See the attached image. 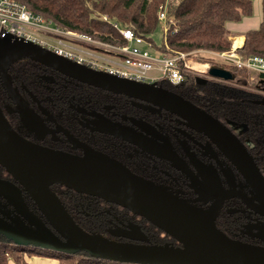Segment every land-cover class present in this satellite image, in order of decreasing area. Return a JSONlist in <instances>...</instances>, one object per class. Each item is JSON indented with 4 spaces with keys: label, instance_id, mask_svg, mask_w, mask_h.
<instances>
[{
    "label": "flooded vegetation",
    "instance_id": "flooded-vegetation-1",
    "mask_svg": "<svg viewBox=\"0 0 264 264\" xmlns=\"http://www.w3.org/2000/svg\"><path fill=\"white\" fill-rule=\"evenodd\" d=\"M7 79L5 85L0 75V110L22 139L72 155L82 156L85 149L106 155L133 175L165 188L197 208L208 209L225 195L215 220L217 229L233 239L264 244L257 238L264 217L254 210L255 194L244 175L214 140L194 129L186 119L152 102L95 88L28 59L11 65ZM185 83L176 87H169L164 81L144 84L181 97L216 119L243 146L264 180V88L252 92L232 78L222 82L203 80V84L212 83L218 92L232 93L228 104L243 103L253 110L249 128L234 119L220 121L209 107L189 101L178 89ZM252 84L250 81L249 87ZM0 180L18 188L29 211L44 221L32 200L1 166ZM50 190L82 229L134 243L140 242L125 237H136L140 231L151 244H174L125 208L59 184L51 185Z\"/></svg>",
    "mask_w": 264,
    "mask_h": 264
},
{
    "label": "water",
    "instance_id": "water-1",
    "mask_svg": "<svg viewBox=\"0 0 264 264\" xmlns=\"http://www.w3.org/2000/svg\"><path fill=\"white\" fill-rule=\"evenodd\" d=\"M25 59L95 88L152 102L186 119L194 129L214 140L244 175L255 194L254 210L264 217V180L243 146L216 119L158 87L91 70L32 43L10 38L0 39V75L5 85L8 68ZM209 74L223 80L232 78L228 71L217 68H212ZM197 83L203 84V80ZM0 166L44 217V221L35 217L20 190L11 182L0 180V208L5 210L0 209V236L15 246L65 255L85 253L94 260L120 264H264V244L233 239L217 229L215 220L227 196L220 197L208 209L197 208L165 188L133 175L106 155L85 149L78 156L29 143L12 130L1 110ZM53 184L125 208L177 246L151 244L137 230L138 236L125 238L140 243L88 233L73 221L50 190ZM258 230L257 238L264 243V226Z\"/></svg>",
    "mask_w": 264,
    "mask_h": 264
},
{
    "label": "trees",
    "instance_id": "trees-1",
    "mask_svg": "<svg viewBox=\"0 0 264 264\" xmlns=\"http://www.w3.org/2000/svg\"><path fill=\"white\" fill-rule=\"evenodd\" d=\"M30 11L50 20L54 25L88 34L97 39L111 42L112 29L100 17L132 30L137 36L151 42L158 28L159 8L166 7V15L172 20L161 46L160 52L190 53L197 49L224 52L230 49V38L235 34L226 27L227 23H237L249 17L253 11L251 0H14ZM111 35V36H110ZM243 44L238 52L244 57L264 58V0H261V21L258 28L242 34ZM191 57V56H190ZM232 80L240 86H249L250 78L264 79V74H252L244 69H233ZM252 74V75H251ZM166 85L176 87L168 81ZM182 95L198 106H207L220 121L234 119L250 126L253 110L247 105H236L226 91L218 92L212 83L196 84L189 79L178 88ZM238 92H241L238 90ZM229 96V97H228ZM242 99H239L241 102ZM247 126V127H248ZM247 130L250 131V129ZM84 231L90 232L87 229ZM159 233H162L158 230ZM169 239V238H168ZM161 240V239H159ZM171 241H173L170 238ZM174 242V241H173ZM164 244L162 241L155 243ZM174 245L177 244L174 242ZM55 258L56 264H120L89 258L85 253L75 255L58 254L34 248L15 246L0 236V264L9 260L25 264L31 256Z\"/></svg>",
    "mask_w": 264,
    "mask_h": 264
},
{
    "label": "built area",
    "instance_id": "built-area-1",
    "mask_svg": "<svg viewBox=\"0 0 264 264\" xmlns=\"http://www.w3.org/2000/svg\"><path fill=\"white\" fill-rule=\"evenodd\" d=\"M100 18L112 29L111 42L58 27L17 1L0 0V39L10 38L32 43L92 70L140 83L168 81L174 86H180L189 79L222 82L223 79L210 76L212 68L225 70L230 74L233 69L264 74L263 57L241 58L235 53V49L216 54L207 52L213 63L197 68L191 61V53H162L132 30L106 16ZM157 20L164 39L173 23L166 15L165 5L159 8ZM150 50L156 56L150 54Z\"/></svg>",
    "mask_w": 264,
    "mask_h": 264
},
{
    "label": "rangeland",
    "instance_id": "rangeland-1",
    "mask_svg": "<svg viewBox=\"0 0 264 264\" xmlns=\"http://www.w3.org/2000/svg\"><path fill=\"white\" fill-rule=\"evenodd\" d=\"M253 2V11L251 16L247 17V18H243L242 21L237 22V23H227L226 27L229 30H238V31H243V30H251L252 28H257L258 23L257 21H260L261 19V9H260V3H257V0H252ZM249 20V21H246ZM247 22H249V25H247ZM232 39L233 37L230 38V49L228 51H224V52H229L233 49V44H232ZM152 40L155 46H161L162 44V34H161V30H160V25H158V28L156 30V32L153 34L152 36ZM207 52H211V53H219V52H214L212 50H208V49H197L194 50L191 53V58H192V63L193 65H195L197 68H203L204 64H211L213 63V59L209 58V54H207ZM235 53L238 54L241 58H244L240 52H238V49H235ZM150 54L156 56V53L154 51L150 50ZM231 71V70H230ZM233 73V72H232ZM153 74V72H152ZM253 74V73H252ZM251 74V75H252ZM250 81H252L254 84H252L251 87H245L246 89L255 91L256 90H262L264 88V82L259 81V78H250ZM249 81V82H250ZM31 248V247H29ZM34 258H41V259H46L49 262H56L55 258H49V257H45V256H38V255H34ZM51 264V263H50Z\"/></svg>",
    "mask_w": 264,
    "mask_h": 264
},
{
    "label": "crops",
    "instance_id": "crops-1",
    "mask_svg": "<svg viewBox=\"0 0 264 264\" xmlns=\"http://www.w3.org/2000/svg\"><path fill=\"white\" fill-rule=\"evenodd\" d=\"M252 1V0H251ZM253 2V1H252ZM257 3H260V9H261V0H257ZM252 5H253V3H252ZM247 18V17H246ZM245 19V18H244ZM242 21V20H241ZM246 21H249V20H246ZM260 21H261V19H260ZM260 21H257V22H259L260 23ZM259 23H258V25L257 26H259ZM247 25H249V22H247ZM258 28V27H257ZM252 29H254V28H252ZM251 29V30H252ZM256 29V28H255ZM229 30V29H228ZM230 32H232V33H234L235 35L233 36V39H232V44H234V41L235 42H237V46L236 47H233V49H239L241 46H242V44H243V40H244V38H243V36H240V35H237V34H242V33H244V32H246V31H248V30H243V31H238V30H235V29H233V30H229ZM233 46V45H232ZM56 264L57 263V261L54 263V262H49L48 260H46V259H41V258H34L33 256H31V257H29V258H26L25 259V264ZM9 264H19V263H17L16 261H13V260H9Z\"/></svg>",
    "mask_w": 264,
    "mask_h": 264
},
{
    "label": "bare ground",
    "instance_id": "bare-ground-1",
    "mask_svg": "<svg viewBox=\"0 0 264 264\" xmlns=\"http://www.w3.org/2000/svg\"><path fill=\"white\" fill-rule=\"evenodd\" d=\"M236 46H237V42L234 41L233 47H236Z\"/></svg>",
    "mask_w": 264,
    "mask_h": 264
}]
</instances>
